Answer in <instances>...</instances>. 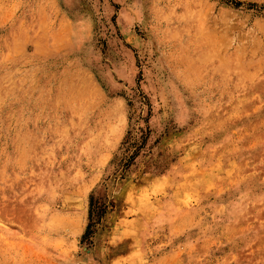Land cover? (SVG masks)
Returning a JSON list of instances; mask_svg holds the SVG:
<instances>
[{
    "label": "rangeland",
    "instance_id": "obj_1",
    "mask_svg": "<svg viewBox=\"0 0 264 264\" xmlns=\"http://www.w3.org/2000/svg\"><path fill=\"white\" fill-rule=\"evenodd\" d=\"M0 264H264V0H0Z\"/></svg>",
    "mask_w": 264,
    "mask_h": 264
},
{
    "label": "bare ground",
    "instance_id": "obj_2",
    "mask_svg": "<svg viewBox=\"0 0 264 264\" xmlns=\"http://www.w3.org/2000/svg\"><path fill=\"white\" fill-rule=\"evenodd\" d=\"M197 38H198V36H197ZM206 40V39H205ZM227 72V71H226ZM261 200V199H260Z\"/></svg>",
    "mask_w": 264,
    "mask_h": 264
}]
</instances>
